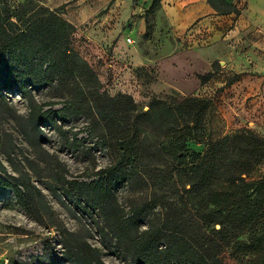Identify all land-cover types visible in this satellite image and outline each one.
I'll return each instance as SVG.
<instances>
[{"label":"rangeland","instance_id":"1","mask_svg":"<svg viewBox=\"0 0 264 264\" xmlns=\"http://www.w3.org/2000/svg\"><path fill=\"white\" fill-rule=\"evenodd\" d=\"M225 1L231 8L213 0L220 12L233 11L228 15H219L208 0H158L152 9L153 0H103L96 16L90 14L101 0H3V6L19 29L67 55L72 78L89 100L98 99L107 111L134 105L129 119L116 118L121 128L132 130L134 116L146 112L153 100L207 101L204 141H222L227 161L251 163V172L242 177L254 182L255 190L264 180V22L248 17V0ZM206 10L210 15L203 14ZM69 92L55 77L44 87H29L25 97L15 88L0 94V179L24 195L20 200L12 189L0 187V264H47L62 256L64 239L74 248L86 243L96 249L102 264H129L103 247L96 211L82 214L61 186L63 179L99 182L119 156L89 136V118L59 122L69 140L77 133L85 141L77 150L68 149L47 125L30 123L28 98L47 103L44 110H56ZM121 96L131 98L132 105ZM190 146L194 152L204 150V145ZM160 162L165 165L128 168L130 178L114 190L128 216L144 206L133 235L171 229L196 249L220 239L231 253L227 237L212 231L219 228L208 218L212 206L201 208L200 196L190 192L187 170L165 156ZM233 257V264H253L254 255Z\"/></svg>","mask_w":264,"mask_h":264},{"label":"trees","instance_id":"2","mask_svg":"<svg viewBox=\"0 0 264 264\" xmlns=\"http://www.w3.org/2000/svg\"><path fill=\"white\" fill-rule=\"evenodd\" d=\"M157 2L153 0L150 8ZM219 2L232 6L225 0ZM208 4L219 15L233 12L230 9L220 12L213 0H208ZM3 5L0 0V94L15 88L25 97L29 87H44L56 77L68 85L70 98L56 110H44L47 103L38 105L28 98L30 123L37 128L47 125L61 136L68 149L77 150L84 147L85 141L77 139V133L69 140L59 122L78 116L89 118V136H95L99 145L114 150L119 156V162L104 169L99 182L63 179L61 184L65 197L76 201L82 214L92 216V210L96 211L98 234L108 252L129 264H233L234 254L254 255L253 264H264V180L263 188L254 190V182L242 177L251 172V163L240 165L236 164L238 161H227L220 149L222 141H204L202 125L207 115V101L198 98L171 99V103L153 100L146 112L134 116L136 121L130 127L134 135H131L132 130L121 128L118 121L129 119L134 105L112 107L107 111L98 104V99L89 100L72 78L67 55L56 45L19 29ZM121 97L132 105L131 98ZM193 143L204 145V150L194 152L190 146ZM258 152L260 149L255 156ZM164 156L178 169L187 170V185L190 192L200 196L201 208L212 206L208 218L213 227L219 225L212 231L227 237L231 253L221 247L220 239L214 246L196 249L171 229H145L133 235L144 214V206H138L128 216L124 208L117 205L114 190L130 178L128 168L164 166L160 162V157ZM0 187L12 189L20 200L24 197L17 186L3 179H0ZM68 241L64 239L62 256L52 258L47 264H102L96 249L86 243L83 248H74Z\"/></svg>","mask_w":264,"mask_h":264},{"label":"crops","instance_id":"3","mask_svg":"<svg viewBox=\"0 0 264 264\" xmlns=\"http://www.w3.org/2000/svg\"><path fill=\"white\" fill-rule=\"evenodd\" d=\"M111 1V0H108V2ZM113 1V0H112ZM68 3V2H66ZM162 3V2H161ZM248 17L252 18H256L258 19V21L260 22H264V0H248ZM168 4V3H167ZM200 4H203V3H200ZM92 4H90L91 6ZM102 5H104L103 3V0H101V5L99 6V8L93 10L90 14V16H96L97 14H99V11L101 9H103V7H101ZM199 5V4H198ZM205 5V4H203ZM57 4H55L54 7H56ZM206 6V5H205ZM257 7V8H256ZM92 10V9H91ZM115 7L113 10H111V14H115ZM210 12H208V10H206V12H204L203 14H209ZM210 15V14H209ZM199 16H202V14H196L195 15V18L199 17ZM212 17V16H211ZM194 21H192L191 23H193ZM102 26V23H99L98 25H96L93 29L94 30H98L99 27ZM106 41V40H105Z\"/></svg>","mask_w":264,"mask_h":264}]
</instances>
